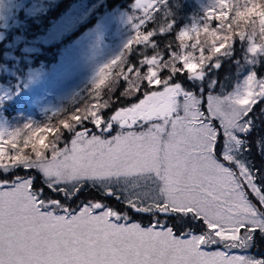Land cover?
Masks as SVG:
<instances>
[{"label":"snow or ice","instance_id":"6c2138e0","mask_svg":"<svg viewBox=\"0 0 264 264\" xmlns=\"http://www.w3.org/2000/svg\"><path fill=\"white\" fill-rule=\"evenodd\" d=\"M178 7L131 0L135 35L80 105L0 125V264H264L230 255L264 244V0H211L187 24Z\"/></svg>","mask_w":264,"mask_h":264},{"label":"rangeland","instance_id":"374dc122","mask_svg":"<svg viewBox=\"0 0 264 264\" xmlns=\"http://www.w3.org/2000/svg\"><path fill=\"white\" fill-rule=\"evenodd\" d=\"M52 1L0 0V40L3 42L0 47V125L16 127L28 121L36 123L43 113H51L60 102L69 99L72 100L71 109L80 105L92 91L90 82L96 67L118 54L129 36L135 35L133 27L125 22L131 0L124 7H101L99 14L95 9L100 0H76L56 18L49 16L50 23L44 30L42 23L36 21L33 30L25 32L23 20L41 13ZM187 2L190 13L183 24L189 23L199 14L201 6L211 0ZM142 3H148V0H142ZM131 14L140 17L143 11L133 10ZM91 15L97 17L86 27ZM64 35L65 44L47 67H43L41 61L30 65L32 54ZM240 47V44L236 45L239 57L242 55ZM235 75L236 67L229 84L234 82ZM255 249H233L230 255L263 259L256 257ZM212 250L228 251L222 247Z\"/></svg>","mask_w":264,"mask_h":264},{"label":"trees","instance_id":"16d2710c","mask_svg":"<svg viewBox=\"0 0 264 264\" xmlns=\"http://www.w3.org/2000/svg\"><path fill=\"white\" fill-rule=\"evenodd\" d=\"M75 1L76 0H54L50 2L48 6L46 7V9L43 10L41 13L37 14L36 16H32V17L28 16L26 19L23 20V27H24L25 32H31L34 28V22L36 21L42 23L41 26H42V29L44 30L48 26L47 24L50 23V21H48L47 19L49 16H51V18H56L61 12H63L67 8L68 5H70L71 3ZM128 1L129 0H100V2L98 3L95 9V12L96 14H99L101 7H104L105 9H109V8L111 9L113 6L124 7V5H126ZM178 4H179V7L176 8L177 20L179 23L183 24L184 22H186V19L190 13V5L187 2V0H178ZM151 14L155 15V12H151ZM96 17H93V15L88 17L87 23L85 26L86 27L91 26L94 23ZM154 27H156L154 22L148 21L145 25L141 26L140 30L141 31H144L145 29L152 30ZM65 39H66V35H64L57 42H52L51 44H48L47 46L41 47L40 51L38 49L37 52L32 54L31 59L29 61L30 65L32 66V62L41 61V64L43 65V67H47L48 64L51 63L55 59V56L59 48L63 44H65V41H66ZM171 40H173V36L166 35L162 40H158V43L164 44ZM1 44H3V42L0 40V47L2 46ZM133 47L134 48L139 47L141 49L143 48V46H136V45H133ZM146 51H150V49ZM0 53L2 52L0 51ZM237 58H239L238 49H237ZM130 59L134 60L136 59V57L130 56ZM1 60H2V57L0 56V62ZM235 67L236 65L232 61L225 60L223 62L222 68L218 71L219 78L222 81L227 80V82L230 83V78L235 70ZM257 67H258V70L264 71V64L258 65ZM87 86H84V87H87ZM71 101L72 100L69 99L67 101L60 102V105L57 106L53 111H55L56 109H60V108L71 109V105H72ZM53 111L51 113H43L42 116L37 118L36 123L38 124H41V122L45 123L48 121L50 117L52 118V122L54 123L56 118L52 116ZM257 123H259V120H257ZM262 134H264V125H261V127L258 128L256 132L253 133V136L259 137ZM254 152H255V159L253 162L257 164V166H259L260 159H261L259 145H257L254 148ZM86 197H87V189L85 191V197H81V199H84ZM144 223L146 224L147 220H145ZM254 247H256L255 252H254L256 257H260L264 259V244L257 243V245Z\"/></svg>","mask_w":264,"mask_h":264}]
</instances>
